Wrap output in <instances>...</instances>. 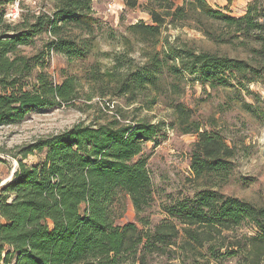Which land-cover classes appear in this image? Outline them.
<instances>
[{
    "label": "trees",
    "instance_id": "obj_1",
    "mask_svg": "<svg viewBox=\"0 0 264 264\" xmlns=\"http://www.w3.org/2000/svg\"><path fill=\"white\" fill-rule=\"evenodd\" d=\"M14 1L0 0V127L24 122L33 110L74 104L79 81L63 76L61 83L55 82L48 71L50 55L84 59L89 42L70 32L77 29L90 36L97 23L92 7L96 0H43L51 4L50 12L24 15L13 24L6 19V8ZM155 1L163 14L150 10L152 24L130 28L143 42L157 43L165 17L184 20L195 13L200 20L225 26L235 38H244L253 53L264 57V0H252L238 18L228 13L232 0H226L225 12L213 9L206 0H187L179 7L171 0ZM137 4L138 0H127L131 8ZM40 39L43 47L39 52L24 53V48H32ZM220 39L227 40L225 34ZM169 49L165 59L153 57L152 69H138L122 79L95 70L93 78H113L119 94L136 95L156 89L158 74L167 66L175 77L187 74L210 88L240 85L241 79L251 83L257 72L248 61L227 55ZM173 108L178 124L186 127L183 134L198 137L191 164L197 175L228 171L224 157L233 156V151L221 136L201 131L202 126L192 121V112L183 104ZM167 124L145 120L78 123L26 147L25 158L35 152L41 158L35 165L20 160L12 179L0 190V264H148L149 256L175 244L180 237L175 225L163 222L151 229L150 222L140 217L155 201L146 145L156 147L165 139ZM128 201L144 228L133 222L119 223ZM162 210L169 220L184 226L186 249L204 246L203 234L212 236L248 223L258 231L248 253L253 251L259 257L264 251V207L202 190L193 197L174 200ZM200 228L206 233H199ZM208 253L224 260L240 255L234 250L222 254L214 246L208 247Z\"/></svg>",
    "mask_w": 264,
    "mask_h": 264
},
{
    "label": "rangeland",
    "instance_id": "obj_2",
    "mask_svg": "<svg viewBox=\"0 0 264 264\" xmlns=\"http://www.w3.org/2000/svg\"><path fill=\"white\" fill-rule=\"evenodd\" d=\"M177 7L186 5L187 0H171ZM252 0H232L228 13L233 17L243 16ZM213 9L224 11L226 0H206ZM131 8L127 0H96L93 16L97 23L90 36L79 30L70 36L89 42V53L84 59L69 60L54 52L50 55L49 74L61 83L63 76L79 81L77 99L74 104L58 109L33 110L32 114L18 125L0 127V190L10 181L19 167L20 160L35 165L41 156L35 152L24 157L23 151L39 140L60 134L82 123L106 124L118 120L129 123L145 120L150 123L167 124L166 138L154 147L147 144L145 153L150 156L148 168L154 185L153 205L140 217L150 222L151 229L161 223H172L180 231L175 244L163 253L149 256L148 264H264V251L255 257L251 250V238L258 231L252 224L203 234L204 246L186 249V236L174 219H168L163 207L174 200L193 197L202 190L217 191L223 195L245 200L255 206L264 207V57L253 53L244 38H235L233 33L213 21L200 20L190 14L184 20L165 17L156 44L146 43L141 36L130 31L135 24L153 23L149 14L156 10L163 14L155 0H138ZM11 6L6 9L11 12ZM20 16L39 12H50L51 4L43 0H20ZM206 31L209 33H206ZM227 40L221 41V36ZM225 39V38H224ZM222 42V43H221ZM224 42V43H223ZM43 47L40 39L32 48H24L29 56ZM169 48H188L196 52H212L220 56L248 61L257 70L253 81L241 79L240 85H225L216 88L204 86L195 77L183 74L175 77L168 66L158 74L160 83L155 89L137 91L135 94H119V85L110 77L96 81L93 72H111L115 79H122L129 72L148 67L152 69L153 57L165 59ZM170 66L174 65L168 61ZM244 85V86H243ZM184 105L192 112V121L202 126L201 131L216 133L233 151V156L224 157L229 170L219 173L197 175L192 167V156L198 137L183 134L186 127L176 120L175 105ZM251 106L250 108L247 107ZM140 217L128 201L120 224L133 222L142 227ZM199 233H206L197 229ZM240 251L238 257L224 260L213 258L208 247Z\"/></svg>",
    "mask_w": 264,
    "mask_h": 264
},
{
    "label": "built area",
    "instance_id": "obj_3",
    "mask_svg": "<svg viewBox=\"0 0 264 264\" xmlns=\"http://www.w3.org/2000/svg\"><path fill=\"white\" fill-rule=\"evenodd\" d=\"M19 5H20V0H15L11 6V9H12L11 12H7L6 19L9 22H15L16 19L19 18V16H20Z\"/></svg>",
    "mask_w": 264,
    "mask_h": 264
},
{
    "label": "water",
    "instance_id": "obj_4",
    "mask_svg": "<svg viewBox=\"0 0 264 264\" xmlns=\"http://www.w3.org/2000/svg\"><path fill=\"white\" fill-rule=\"evenodd\" d=\"M15 174V173H14Z\"/></svg>",
    "mask_w": 264,
    "mask_h": 264
}]
</instances>
